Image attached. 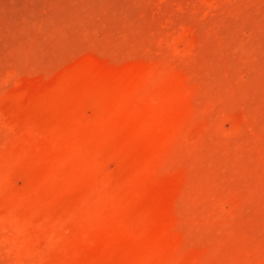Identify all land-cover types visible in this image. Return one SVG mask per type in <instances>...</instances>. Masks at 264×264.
Here are the masks:
<instances>
[{"label": "rangeland", "instance_id": "rangeland-1", "mask_svg": "<svg viewBox=\"0 0 264 264\" xmlns=\"http://www.w3.org/2000/svg\"><path fill=\"white\" fill-rule=\"evenodd\" d=\"M0 264H264V0H0Z\"/></svg>", "mask_w": 264, "mask_h": 264}]
</instances>
